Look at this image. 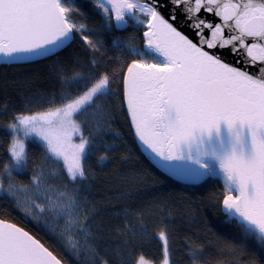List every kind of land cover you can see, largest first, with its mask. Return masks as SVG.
<instances>
[{
    "label": "snow or ice",
    "instance_id": "1",
    "mask_svg": "<svg viewBox=\"0 0 264 264\" xmlns=\"http://www.w3.org/2000/svg\"><path fill=\"white\" fill-rule=\"evenodd\" d=\"M93 3L110 30L142 27L144 47L138 48L134 37H114L117 54L105 57V42L94 39V30L75 20L79 9L74 0H0V59L48 57L77 39L102 58L91 60L86 71L60 77L58 106L53 98L47 111L26 109L13 115L6 125L12 139L9 163L0 171V193L42 223L81 264H110L99 251L100 210L84 194V181L86 161L96 148H105L99 162L110 159L111 145L104 142L113 131L114 117L101 101L116 94L114 85L119 81L121 106L138 140L164 168L191 183L222 180L223 189L210 197L213 206L223 214L224 224L233 225L244 240L264 250V0ZM178 11L194 38L175 26ZM202 11L220 22L201 18ZM224 50L236 58L235 63L224 59ZM125 57L131 58L126 70ZM113 62L121 68L109 71L105 63ZM32 139L43 146L44 163L52 161V168L46 173L43 164L33 163L28 183L22 184L15 175L29 166L26 142ZM61 174L63 185L49 181ZM113 214L125 217L124 235H136L130 217L141 236L147 235L141 213L127 207ZM156 235L163 245L162 264H170L167 233L162 228ZM202 251V245L189 248L192 264H199ZM220 251L239 252L240 246L226 245ZM0 264L65 261L24 228L0 219ZM132 264L153 261L141 253L132 255Z\"/></svg>",
    "mask_w": 264,
    "mask_h": 264
},
{
    "label": "trees",
    "instance_id": "2",
    "mask_svg": "<svg viewBox=\"0 0 264 264\" xmlns=\"http://www.w3.org/2000/svg\"><path fill=\"white\" fill-rule=\"evenodd\" d=\"M74 2L79 9L78 13H74L75 20L94 30L97 34L94 39L105 42V57H115L117 54L112 47L114 37H134L136 46L144 47L142 27L137 25L110 30L105 27L102 14L94 6L93 0ZM93 59L102 58L93 56L77 39L55 55L21 63L0 64V171L10 160L8 145L12 133L6 125L13 115L26 109L31 112L47 111L52 106L49 101L53 98L58 106L62 88L60 77L71 75L74 71L88 70ZM130 59L124 58L125 70ZM105 67L112 71L120 69L121 65L113 62L105 63ZM114 87L116 94L101 101L114 117L113 131L106 134L104 142L111 145L107 149L110 159L99 162V156L105 151L101 145L88 157L85 165L88 178L84 181L87 189L84 194L98 206L100 215L97 220L103 226V231L97 236L101 255L110 264H132V255L142 253L153 264H162L163 245L156 234L163 228L169 241L170 264H192L189 248L199 245L203 246L198 257L199 264H217L221 260L225 264L236 260L242 264H264V250L254 242L244 240L233 225L224 224L223 214L211 202L212 194L223 189V181L212 178L196 184L183 183L155 168L138 148L126 109L121 106L120 82L117 81ZM26 151L29 166L23 174L15 175V179L22 184L28 183L33 163L43 164L46 173L52 168V161L44 163L45 149L37 140H28ZM49 181L63 185L65 178L61 174L59 179L50 177ZM4 183L7 185V178ZM127 207L134 213L142 214L147 235L141 236L137 222L131 217L128 219L136 227V235L123 234L125 217L113 212ZM0 219L24 228L62 258L65 264H81V259L65 249L42 223L22 213L15 200L4 193H0ZM226 245H239L240 251L221 253L220 249Z\"/></svg>",
    "mask_w": 264,
    "mask_h": 264
},
{
    "label": "water",
    "instance_id": "3",
    "mask_svg": "<svg viewBox=\"0 0 264 264\" xmlns=\"http://www.w3.org/2000/svg\"><path fill=\"white\" fill-rule=\"evenodd\" d=\"M163 11H164V14L167 16V11L168 10L165 8ZM199 15L201 16V18H206L207 20H209V21H211L213 23L220 22L219 18L215 17L213 14L204 13L202 11ZM174 23H175V26L179 30L184 32L190 38H194L192 30L188 27V23L185 22L184 16H183V14L181 12H179V11L177 12V19H176V21ZM205 33H206V35H208L209 34L208 30H205ZM222 55H223V57H224V59L226 61L235 63L236 58L230 53V51L224 50L222 52ZM40 58H43V57H35V58H32L30 60H26V61H6L5 59H0V64L21 63V62H27V61L40 59ZM132 129H133V127H132ZM133 132H134V129H133ZM134 136H135L137 145L139 146L138 148L146 156L145 158H147L155 166V168H158L160 171H162L166 175H168L171 178H174L175 180H178L180 182L189 183V184H196V183H191V182L187 181L186 179H184L182 176L173 174L169 169L164 168L161 165V163L154 157V154L151 153L150 149H148L146 145H144L142 142H140L138 140V138L135 135V132H134ZM9 223H11V222H9Z\"/></svg>",
    "mask_w": 264,
    "mask_h": 264
}]
</instances>
